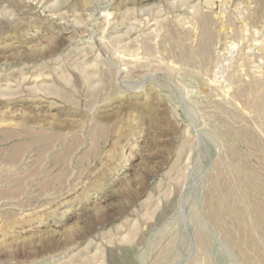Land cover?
Here are the masks:
<instances>
[{
  "label": "rangeland",
  "instance_id": "374dc122",
  "mask_svg": "<svg viewBox=\"0 0 264 264\" xmlns=\"http://www.w3.org/2000/svg\"><path fill=\"white\" fill-rule=\"evenodd\" d=\"M0 264H264V0H0Z\"/></svg>",
  "mask_w": 264,
  "mask_h": 264
}]
</instances>
